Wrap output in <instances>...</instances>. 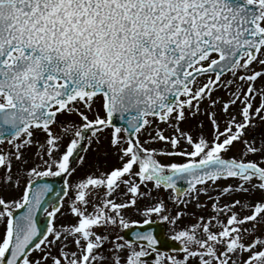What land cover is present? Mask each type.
<instances>
[{
    "label": "snow or ice",
    "instance_id": "6c2138e0",
    "mask_svg": "<svg viewBox=\"0 0 264 264\" xmlns=\"http://www.w3.org/2000/svg\"><path fill=\"white\" fill-rule=\"evenodd\" d=\"M261 126L264 0H0V264H264ZM153 216L178 247L121 234Z\"/></svg>",
    "mask_w": 264,
    "mask_h": 264
},
{
    "label": "rangeland",
    "instance_id": "374dc122",
    "mask_svg": "<svg viewBox=\"0 0 264 264\" xmlns=\"http://www.w3.org/2000/svg\"><path fill=\"white\" fill-rule=\"evenodd\" d=\"M218 95H223V93H217ZM259 99V98H257ZM65 119H69V120H78V117H63ZM200 120H205V133L207 134L208 130H209V126L207 124V121H206V118L205 117H202V116H198L192 120L189 121V125H186L187 126H191L192 130H193V133L195 134L196 131H198L197 129V124ZM261 127H264V126H261ZM261 127H257L256 129V132H257V137L259 138L260 135H264V133L261 132ZM107 140L104 139L103 142L99 145H97L96 143H93L91 147L88 146L87 143L84 144V148L87 150V151H82L81 152V155H84L85 158H86V163L85 165L81 168V167H78V171H77V174L76 175H83V173L85 171H87L89 169V167L92 165V164H96L97 166L101 167L102 169H106L108 167L111 166L112 163H114V160L113 158L111 157V155H107L106 156V153H107ZM239 148V146H237V149ZM237 149H234L233 150V153H236L237 152ZM162 159H166V158H162ZM222 183H231V181H222ZM4 195H15V193H3ZM170 194H171V190L169 191H164V190H161L160 192H153V195L154 196H159L161 199H163L166 203V206L169 208V210L172 212V213H176L178 211H185L187 213V215L182 218L181 220V225H185V224H188L189 223V220L192 219L193 217V214L195 215H200V214H207L210 210V205H209V208L208 209H204V210H200V209H197L196 208V205L195 203H192V204H189L187 206V208L185 209L183 205H180L178 203H176L174 200L170 199ZM257 197H259L261 195V193L257 192L256 193ZM236 198H240V199H244L243 196H238ZM249 199L251 197H248ZM228 199H232V197H229ZM206 200L205 197H201V201L204 202ZM254 202V201H253ZM129 217L131 219H135V220H143L144 218L143 217H140L138 215H132L131 212L128 213ZM67 219H71V217H67ZM155 219H160L156 216H153L151 218V220H155ZM64 218H60L58 217L57 218V221L56 223L59 224L61 222H63ZM163 220V219H162ZM164 221V220H163ZM194 222V219L193 221ZM166 223V231H167V235L169 237H172L173 238V235H174V225L170 224L168 221H165ZM263 230V229H262ZM123 231L124 230H121V234L123 235Z\"/></svg>",
    "mask_w": 264,
    "mask_h": 264
},
{
    "label": "water",
    "instance_id": "95a60500",
    "mask_svg": "<svg viewBox=\"0 0 264 264\" xmlns=\"http://www.w3.org/2000/svg\"><path fill=\"white\" fill-rule=\"evenodd\" d=\"M41 183H44L42 181H40ZM45 182L47 183H51L53 185V191L51 193H49V195L45 198L46 201L51 200L52 203H56L58 199H61V197H57V193L61 192V189L64 187L63 185V180L59 177L56 178H48L45 179ZM180 186L182 188L187 187L186 183L181 181L180 182ZM46 206H48V203L45 202L40 211L36 214L37 215V223L38 222V217H40V222H41V227H44L46 221L48 220V218L42 219V212L44 210V208H46ZM136 231H152L154 235L157 236V239L161 241V251H170L176 247L179 246L178 243H176L174 240L167 238L165 235V226L163 223L161 222H150L149 224H143L140 225L134 229H127L124 233L125 237L127 239H134V233Z\"/></svg>",
    "mask_w": 264,
    "mask_h": 264
}]
</instances>
